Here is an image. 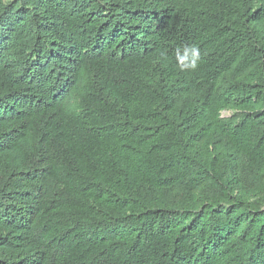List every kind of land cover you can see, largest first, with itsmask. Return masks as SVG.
I'll list each match as a JSON object with an SVG mask.
<instances>
[{
	"label": "trees",
	"instance_id": "1",
	"mask_svg": "<svg viewBox=\"0 0 264 264\" xmlns=\"http://www.w3.org/2000/svg\"><path fill=\"white\" fill-rule=\"evenodd\" d=\"M0 264H264V0H0Z\"/></svg>",
	"mask_w": 264,
	"mask_h": 264
},
{
	"label": "rangeland",
	"instance_id": "2",
	"mask_svg": "<svg viewBox=\"0 0 264 264\" xmlns=\"http://www.w3.org/2000/svg\"><path fill=\"white\" fill-rule=\"evenodd\" d=\"M234 114H235V113L232 112V111H224V112L222 113V117H223V118H231Z\"/></svg>",
	"mask_w": 264,
	"mask_h": 264
},
{
	"label": "clouds",
	"instance_id": "3",
	"mask_svg": "<svg viewBox=\"0 0 264 264\" xmlns=\"http://www.w3.org/2000/svg\"><path fill=\"white\" fill-rule=\"evenodd\" d=\"M196 51H198V50H196Z\"/></svg>",
	"mask_w": 264,
	"mask_h": 264
}]
</instances>
